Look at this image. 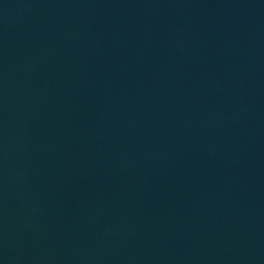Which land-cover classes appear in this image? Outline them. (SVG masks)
<instances>
[{"label": "water", "instance_id": "1", "mask_svg": "<svg viewBox=\"0 0 264 264\" xmlns=\"http://www.w3.org/2000/svg\"><path fill=\"white\" fill-rule=\"evenodd\" d=\"M0 264H264V0H0Z\"/></svg>", "mask_w": 264, "mask_h": 264}]
</instances>
